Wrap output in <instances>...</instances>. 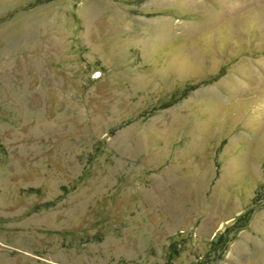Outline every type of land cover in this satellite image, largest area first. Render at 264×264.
Returning <instances> with one entry per match:
<instances>
[{"label":"rangeland","instance_id":"1","mask_svg":"<svg viewBox=\"0 0 264 264\" xmlns=\"http://www.w3.org/2000/svg\"><path fill=\"white\" fill-rule=\"evenodd\" d=\"M0 264H264V0H0Z\"/></svg>","mask_w":264,"mask_h":264}]
</instances>
